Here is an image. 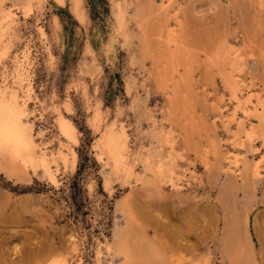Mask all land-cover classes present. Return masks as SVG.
<instances>
[{
    "label": "rangeland",
    "instance_id": "rangeland-1",
    "mask_svg": "<svg viewBox=\"0 0 264 264\" xmlns=\"http://www.w3.org/2000/svg\"><path fill=\"white\" fill-rule=\"evenodd\" d=\"M12 102L36 151L0 152V264H264V0H0Z\"/></svg>",
    "mask_w": 264,
    "mask_h": 264
},
{
    "label": "bare ground",
    "instance_id": "bare-ground-1",
    "mask_svg": "<svg viewBox=\"0 0 264 264\" xmlns=\"http://www.w3.org/2000/svg\"><path fill=\"white\" fill-rule=\"evenodd\" d=\"M35 1L36 0H25V6L28 11H31ZM56 1L61 6L65 5V0H56ZM23 110L24 109H22L15 102H12L10 104L1 103L0 105V152L7 153L10 155V158L15 159V160H20L25 165H28V164H33L35 161L34 155L36 151L35 150L36 145L34 141L32 140V138L29 136L25 128V124L23 121V117H24ZM59 128L63 136L66 139L72 142H78L76 141L75 128L72 125V123L68 121V119L66 120L63 117H60ZM108 133L104 137V147L106 151L108 152L109 156H111V158L114 160L115 164L119 165L120 163H122V160L124 159L121 153L122 152L121 150L123 149H121V145L119 142L121 140L114 133H111V132H108ZM72 159H73L72 162L75 163L76 154L73 153ZM40 161L44 168V172L49 177V180L53 184H57L56 176L51 170V168L49 167V164L47 163L46 155H43ZM64 161L66 162L65 158H64ZM128 237L129 236L126 231H122L118 235H115V252L117 255L124 257V259L129 257V251L127 249ZM58 264H66V263H58Z\"/></svg>",
    "mask_w": 264,
    "mask_h": 264
}]
</instances>
